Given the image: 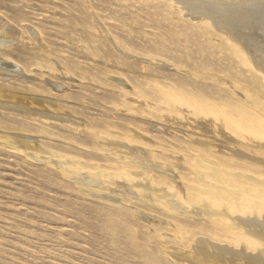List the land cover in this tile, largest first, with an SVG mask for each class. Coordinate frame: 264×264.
<instances>
[{
	"label": "rangeland",
	"instance_id": "obj_1",
	"mask_svg": "<svg viewBox=\"0 0 264 264\" xmlns=\"http://www.w3.org/2000/svg\"><path fill=\"white\" fill-rule=\"evenodd\" d=\"M166 1L0 0V27L12 25L10 34L0 28V40H7L0 50V264H147L146 226L164 227L166 217H177L161 210L165 202L207 225L202 219L211 211H225L204 200L183 202L187 188H233L221 182L224 167L217 163L228 157L219 159L218 150L239 151L243 159L230 158L264 170L257 144L240 146L220 128L216 135L206 120H161L136 96L137 89L149 94L167 81L206 83L179 74L171 61L181 60L192 74L204 71L202 62L210 72L225 66L196 28L198 16L182 6L179 19ZM250 12L252 18L227 25L250 33L252 45L264 51V5ZM124 90L131 112L119 106ZM232 172L231 179L245 180L236 181L244 189L253 183L245 178L264 179ZM259 199L252 198L253 206ZM247 217L261 223L264 210L260 218ZM244 229L260 232L254 225ZM200 237L208 257L197 255ZM262 244L250 252L196 236L187 247L168 244L158 258L163 264H261L253 258L264 255ZM223 245L242 257L214 250Z\"/></svg>",
	"mask_w": 264,
	"mask_h": 264
},
{
	"label": "bare ground",
	"instance_id": "obj_2",
	"mask_svg": "<svg viewBox=\"0 0 264 264\" xmlns=\"http://www.w3.org/2000/svg\"><path fill=\"white\" fill-rule=\"evenodd\" d=\"M263 1L230 0V3H228V5H224L226 3L224 1V4H222L221 0H171V2L168 1L169 3H167V1L164 2L163 5L165 4L166 8L172 9L173 11L175 9V15L179 19H181L183 15L181 10L182 6L185 9L188 8L193 14H196L198 16L199 21H197L196 23V28L200 30L202 37H205L207 43L209 44V47L219 56L225 66L223 68H218L217 70H213V72H210V69L208 68L209 65L202 62L201 64L205 65L204 71H197L192 74L185 69L184 63L181 60L171 61L172 67H174L175 70L179 72V74H189L194 77L193 79L199 78L202 82L206 83L204 85H200L195 82L194 85H192L190 84V81L189 83H187L184 82V80H174L171 82L167 81L168 83L166 82L164 84L162 83L161 85H158V87L156 86L157 89L149 94L145 93L141 89H137L138 91L136 92V96L138 97V99L140 98L141 100L143 99V101L145 100V104L148 105V107L146 108L157 113L160 116L161 120L167 122H177L180 124L184 122L185 124L186 122L195 124L196 120H206L207 122H209V126L213 130L212 133H216L217 135L220 128L222 132L226 134V136L234 137L240 140V142L237 141V144H240V146L250 145L249 143H253L255 145L257 144V153L259 155H263L264 147L261 144H264V51L258 50L256 45H252V42H255V40L248 39L250 33L246 36H242L241 34L236 32L234 28L229 26L231 23L230 21L236 18H239L236 20H239L241 22H243L244 20L242 21L240 19L252 18L250 11L255 12L257 10V4L264 5ZM176 4H181V8H179V6H177ZM248 12H250V15L248 14ZM227 23H229V25H227ZM7 24L1 25L2 27L0 28H2V31H6L10 34V32H12V25L10 24L11 26H7ZM234 24L235 23H233V25ZM6 41L7 40H0V50L3 49V43H5ZM118 45L120 46L121 43H118ZM155 59L151 58V61ZM201 64H196V67L198 68ZM48 66L50 65L48 64ZM48 69L51 73L54 72L57 74L55 68V70L52 67H48ZM207 82H210L211 84ZM125 91L127 90H124L123 92ZM123 96V101L119 103L120 108L125 109L127 112L133 111V102L131 103L130 101H127L126 97L128 96L126 92L123 93ZM216 153L220 155L217 156L219 159H221V155H226L228 157V160L225 163L217 164L221 167H224L220 169L221 171L219 172L220 176L223 179L221 181L222 184H227V186L233 188L218 190L209 189L203 191L194 189L196 191L194 193L188 191L189 188H187V192L185 193V196H183V202L191 205V203L199 204V202L204 200L208 202V207L215 209H221V207H223L225 211L222 209L224 212L218 211L220 213H216L217 210H215V212L211 211V209L209 208L210 211L213 212L210 213L214 215L208 219H205L206 217L204 218V216L201 217L204 218L202 219L204 220L203 222L210 224L207 225L203 224L200 221L201 219L196 220V218L193 219L194 217L192 216H187L190 215L188 214L190 212V208L188 207L190 206L187 207L189 212L186 211L187 215L184 214L183 218L176 212V209V211L172 210L174 209V205H170V203L165 202V200L163 199L165 203L163 204L164 206L162 205L163 208L161 207V210H164L167 213H171L170 215L181 217V220L177 217H169L168 214H164L165 216H168L165 218L166 222L164 227H162L163 225L160 224L159 225L161 227L158 228L154 226H146V229L148 231L146 232V234H148H145L146 237L143 236V238L145 237L144 245L148 247L149 251H145L143 253V257L147 259L146 261H144L147 262V264H163L164 262L162 261V259L158 258V256H160L158 254H160L162 249L168 247V244L171 243L187 247L191 242L194 241V238L196 236L207 237L220 244H226L229 246H233L234 248H238V250L240 246H243L247 251L250 252H254L258 247L263 246L262 242H264V220L261 223H254L253 220L247 219V216L256 214L258 218L261 217V212L264 210V192L260 190V187H264V179L259 182L255 179H251L250 177H244L245 179L252 180L253 182L250 183L253 188L251 187L250 189H248L249 187H247V189H244L243 187L245 185H243V187H240V185L242 184L239 183L244 184L245 180H237V178L242 177L236 176L231 179L229 177V174H233L232 171L241 170L243 172L252 173L257 177H264V170H260L259 167L255 169L249 166H243L244 164L230 158L231 155V157L243 159L244 157L242 158V154L239 151H232L230 155L227 153H223L222 151L220 152V150H218ZM192 161H194V159L187 157L186 162L190 163ZM124 168L125 167L123 165L114 166V169L116 170H125ZM123 174L127 176V174ZM236 181H239V183ZM156 183L166 184V181L162 178H157ZM148 189L152 191L151 188ZM190 190L193 189L191 188ZM156 194L157 193H155L154 195ZM170 194L171 196H174L176 193ZM159 197L162 198L161 196ZM257 197L261 199V203L257 206H253L254 201L252 200V198ZM169 198L167 199L170 201H175V198H173V200L172 198ZM177 198L182 201L181 192H179ZM176 201L177 205H179L180 202L178 203V200ZM197 208H199V206H197ZM183 209L185 208L183 207ZM193 213H195V211ZM234 215L237 217H234ZM199 216H201L200 213ZM230 216H233V218L236 219V223L231 222L235 219H230ZM169 218L170 221H168ZM251 225L259 227L260 232L257 234L256 232H244V227H248ZM201 239L202 238L200 237V240ZM205 242L206 241L202 240L197 241L195 244L198 243V247L201 248H199V251L198 249L196 250L197 255L208 257V254H206L203 249V247L209 246ZM189 248L190 247H188V249ZM215 249L226 255H232V257H242L241 251H239L240 253H234L235 251L232 249L231 251L234 252L231 253L229 252L230 250L226 249L224 245L223 247H216L214 248V250ZM257 251H259V249H257ZM254 255L256 254L254 253ZM236 259L238 260V258ZM253 259L259 261L261 264H264V255L262 254L258 255L257 258L254 257ZM177 260L178 259L176 258V261ZM185 262L188 263V261L186 260Z\"/></svg>",
	"mask_w": 264,
	"mask_h": 264
}]
</instances>
